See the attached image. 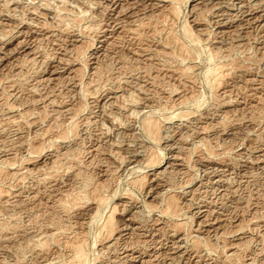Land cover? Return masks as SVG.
Here are the masks:
<instances>
[{
  "label": "rangeland",
  "instance_id": "374dc122",
  "mask_svg": "<svg viewBox=\"0 0 264 264\" xmlns=\"http://www.w3.org/2000/svg\"><path fill=\"white\" fill-rule=\"evenodd\" d=\"M0 177V264H264V0H0Z\"/></svg>",
  "mask_w": 264,
  "mask_h": 264
},
{
  "label": "bare ground",
  "instance_id": "6f19581e",
  "mask_svg": "<svg viewBox=\"0 0 264 264\" xmlns=\"http://www.w3.org/2000/svg\"><path fill=\"white\" fill-rule=\"evenodd\" d=\"M179 1V0H178ZM165 6V5H164ZM170 9V8H169ZM175 11H177V10H175ZM170 12H173V11H169V13ZM164 13V12H163ZM175 13V12H174ZM172 16H173V14L172 13H170ZM175 15H176V13H175ZM174 17V16H173ZM197 20V19H196ZM199 20V19H198ZM174 21V20H173ZM48 24V23H47ZM93 24V23H92ZM72 25H73V23H72ZM99 25V24H98ZM172 25V24H171ZM174 25V24H173ZM172 25V26H173ZM68 26V25H67ZM92 26V25H91ZM185 26V25H184ZM94 27V26H93ZM90 28V27H89ZM184 28V27H183ZM94 29V31H95V28H93ZM134 29V28H133ZM184 29H186V28H184ZM191 29V28H190ZM92 30V29H91ZM187 30V29H186ZM87 31H89V30H87ZM99 31H101V30H99ZM135 31V30H134ZM192 31V30H191ZM191 31H189V30H187V32L186 31H183V32H185V33H187L186 35L188 36V35H190L191 37H189V38H194V36H195V34H194V36L193 35H191L190 34V32ZM130 32H131V30H130ZM138 33V32H137ZM192 33V32H191ZM63 34V33H62ZM95 34V33H94ZM141 34V33H140ZM168 34V33H167ZM193 34V33H192ZM92 35V34H91ZM139 35V34H138ZM2 36V35H1ZM98 36V35H97ZM122 37V36H121ZM176 38V37H175ZM196 41L197 40H200V39H195ZM177 41H179V40H177ZM110 42V41H109ZM178 43V42H177ZM85 44V43H84ZM148 45V44H147ZM176 46V45H175ZM209 46V45H208ZM151 48V47H150ZM176 48V47H175ZM179 48H181V47H179ZM184 48V47H183ZM86 49V48H85ZM209 49V48H208ZM220 50V49H219ZM221 51V50H220ZM156 52V51H155ZM168 52V51H167ZM210 52H212V51H210ZM215 52V51H214ZM214 52H212V57H214V59L215 58H217V54L218 53H214ZM153 53V52H152ZM185 53H186V51H185ZM221 53H223V52H221ZM181 54V53H180ZM188 54V53H187ZM186 54V55H187ZM210 54V53H209ZM220 56H222L221 54H219ZM225 56H226V54H225ZM211 57V56H210ZM163 58V57H162ZM185 58V57H184ZM189 58V57H188ZM213 58H211L210 60H214ZM217 60V59H216ZM24 61V60H23ZM211 62V61H210ZM213 63H214V61H213ZM217 68V67H216ZM101 69V68H100ZM178 69V68H177ZM172 70V69H171ZM219 70H221L220 69V67H218L217 69H213V71H211L210 72V76L208 77V79H210V77H211V81H210V84H211V86L212 87H214L215 86V84H216V82L219 80V78L220 77H222V75L220 74V73H222V72H220ZM98 71V70H97ZM223 71V70H222ZM230 71V70H229ZM233 72V71H232ZM150 73V72H149ZM161 74V73H160ZM175 74V73H174ZM96 75H97V73H96ZM183 75V74H182ZM165 76V75H164ZM185 76V75H184ZM180 77V76H179ZM225 77V76H224ZM43 79V78H42ZM156 79V78H155ZM160 79V78H159ZM206 79V78H205ZM181 80V79H180ZM184 80V79H183ZM188 81V80H187ZM208 83V82H207ZM218 84H220V83H218ZM217 84V85H218ZM11 87V86H10ZM30 90H31V88H29ZM174 89V88H173ZM215 89H218V88H215ZM215 89H213V90H215ZM192 91V90H191ZM217 91V90H216ZM26 92V91H25ZM89 93V92H88ZM173 95V94H172ZM261 98V97H260ZM186 100V99H185ZM188 101V100H187ZM183 102V101H182ZM175 105V104H174ZM150 119H148V120H146V122L144 123V128H145V130H146V133L148 134V136H150L151 138H153V140L154 139H156V138H158L159 137V124L160 123H158V121H155L154 120V118H152L151 116L149 117ZM206 118V117H205ZM219 123V122H218ZM220 124V123H219ZM208 125V124H207ZM213 128V127H212ZM205 132H207V131H205ZM158 141V140H157ZM69 153V152H68ZM146 155V154H145ZM147 156V155H146ZM149 157H151V156H149ZM157 157H160V156H157ZM153 159V158H152ZM152 159H150L149 161H148V163L147 164H152V165H154V164H156V163H158V161H160V160H158L157 162H156V160L155 159H157V158H155L154 160H152ZM59 163H61V162H59ZM58 163V164H59ZM15 164V163H14ZM57 164V165H58ZM152 165H150V166H152ZM55 166V165H54ZM72 167V166H71ZM27 169V168H26ZM25 169V170H26ZM51 169V168H50ZM54 169V168H53ZM7 171V170H6ZM50 171V170H49ZM56 171V170H55ZM25 172H27V171H25ZM16 173H18V171L16 172ZM29 173V172H28ZM52 173V172H51ZM50 173V174H51ZM12 174V173H11ZM10 174V175H11ZM6 175V174H5ZM18 175V174H17ZM2 176V175H1ZM12 176V178H13V176H16V174L14 173V174H12L11 175ZM23 176V175H22ZM0 178H2V177H0ZM4 178V177H3ZM2 178V179H3ZM7 178V177H6ZM16 178V177H15ZM23 178V177H22ZM154 178V177H153ZM142 180H144V178L142 177V179H141V181H140V184L142 183ZM7 181V180H6ZM137 181H138V179H137ZM136 182H134V184H135ZM137 183H139V182H137ZM134 186V185H133ZM139 186V185H138ZM86 187V186H85ZM90 187V186H89ZM152 187V186H151ZM151 189V188H150ZM2 190V189H1ZM0 190V191H1ZM3 193V192H2ZM8 193V192H7ZM63 193V192H62ZM93 193V192H92ZM95 193V192H94ZM89 195H91V194H89ZM95 195V194H94ZM2 196V195H1ZM79 196V195H78ZM97 196V195H96ZM93 197V196H92ZM174 197V196H173ZM1 198V197H0ZM66 198V197H65ZM78 198H80V197H78ZM177 198V197H176ZM77 199V198H76ZM75 199V200H76ZM96 199H98V200H100L99 198H96ZM169 199H170V196H169ZM175 199V198H174ZM78 200V199H77ZM170 201L171 202H169L170 204L172 203V199H170ZM69 202V201H68ZM98 202H100V203H104V202H102L101 200L100 201H98ZM98 202H96V203H98ZM166 202V201H165ZM167 202H168V200H167ZM166 202V203H167ZM64 203V202H63ZM100 203H98L99 205H100ZM170 204L168 205V207L165 209V211L163 212V213H165L166 214V216L167 215H173L174 214V212H172V210H171V208H169V207H173V204H171V206H170ZM62 205H64V204H62ZM150 206V205H149ZM123 207V206H122ZM153 208V207H152ZM113 209V208H112ZM173 209V208H172ZM175 209V208H174ZM117 210V209H116ZM115 210V208L112 210V213L109 215V216H107V218H106V221L104 222V224L103 225H101V227H100V229H102V231H103V229L104 230H106V228H107V230L108 231H113V230H109V228H113V227H111L112 226V222L114 223V220H112V215H113V211H116ZM154 210V209H153ZM175 211V210H174ZM164 214V215H165ZM104 216V215H103ZM114 218V217H113ZM175 218V217H174ZM77 223V222H76ZM92 223V222H91ZM89 225V224H88ZM174 225V224H173ZM172 225V226H173ZM177 226V225H176ZM182 226V225H181ZM63 227V226H62ZM64 228V227H63ZM137 229V228H136ZM84 230V229H83ZM67 231V230H66ZM100 231V230H99ZM108 231L106 232V234L108 233ZM58 232V231H57ZM86 232V231H85ZM73 233V232H72ZM80 233V232H79ZM54 234H56V233H54ZM112 234V233H111ZM151 234V233H150ZM97 235H98V233H97ZM101 235V234H100ZM100 235H98V236H100ZM52 236V235H51ZM85 236V235H84ZM97 236V237H98ZM128 236V235H127ZM53 237V236H52ZM69 237V236H68ZM117 237V236H116ZM59 238V237H58ZM73 238H75V236H73ZM141 238V237H140ZM56 239V238H55ZM98 239V238H97ZM99 239H101V238H99ZM108 239V238H107ZM45 240V239H44ZM50 240H53V239H50ZM66 240V239H65ZM73 240V239H72ZM80 240V239H79ZM82 240H83V238H82ZM94 240V239H93ZM67 241H69V240H67ZM48 242V241H47ZM77 242V241H76ZM75 242V243H76ZM84 242V241H83ZM194 242V241H193ZM95 243V242H94ZM117 243V242H116ZM41 244H43V242L41 243ZM66 244H68L67 242H66ZM119 244V243H118ZM139 244V243H138ZM45 245V244H44ZM69 245V244H68ZM68 245H66V247L68 246ZM73 245H75V244H73ZM78 246L80 245V244H77ZM77 245H75V246H77ZM82 245H85V246H87V244H82ZM81 245V246H82ZM108 245V244H107ZM112 245V244H111ZM144 245V244H143ZM200 245V244H199ZM75 246H73V247H75ZM85 246H83V247H85ZM44 247V246H43ZM72 247V248H73ZM133 247V246H132ZM206 247V246H205ZM78 248H80L81 249V247H75V248H73V250L72 251H74L73 252V255H75V254H78V257H80V259H83L82 258V256H84V255H82V256H80L79 254H82L84 251V249L83 250H79V251H81L80 253H79V251H78ZM86 248V247H85ZM144 248V247H143ZM211 248V247H210ZM68 250V249H67ZM66 250V251H67ZM232 254H234V253H236V251H233L232 249H231V251H230ZM156 253V252H155ZM72 255V254H71ZM129 255V254H128ZM69 256V255H68ZM67 259V258H66ZM73 259H76V257H73ZM77 259H79V258H77ZM57 260V259H56ZM69 261V260H68ZM70 261H71V259H70ZM73 261H75L76 262V260H73ZM75 262H73V263H75ZM79 262V261H78ZM81 262V261H80ZM79 262V263H80ZM112 262V261H111ZM202 263V262H201ZM116 264V263H115Z\"/></svg>",
  "mask_w": 264,
  "mask_h": 264
}]
</instances>
